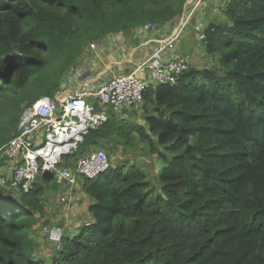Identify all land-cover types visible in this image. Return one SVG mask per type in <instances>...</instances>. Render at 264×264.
<instances>
[{
  "label": "trees",
  "instance_id": "obj_1",
  "mask_svg": "<svg viewBox=\"0 0 264 264\" xmlns=\"http://www.w3.org/2000/svg\"><path fill=\"white\" fill-rule=\"evenodd\" d=\"M187 1L0 0V147L91 43L179 20ZM223 15L205 29L208 69L150 85L144 123L110 116L84 138L75 157L135 134L162 168L157 186L136 164L81 180L92 221L50 264H264V0H230ZM57 192L43 175L0 201V264H45L31 235Z\"/></svg>",
  "mask_w": 264,
  "mask_h": 264
},
{
  "label": "built area",
  "instance_id": "obj_2",
  "mask_svg": "<svg viewBox=\"0 0 264 264\" xmlns=\"http://www.w3.org/2000/svg\"><path fill=\"white\" fill-rule=\"evenodd\" d=\"M187 2L188 10L185 9L171 32L155 40L158 51L153 57L135 65L130 72L114 74L98 90L72 88L67 91L63 86L54 95L25 107L18 134L0 147V189L8 195L16 198L30 193L43 175H52L58 185L56 210L61 216L56 222L42 227L47 259L59 256L64 250V237L79 229L81 220L76 218L75 204L71 202L79 191L86 195L81 180H95L111 167L109 156L102 150L75 157L84 138L91 130L107 123L110 116L120 121L128 120L130 111L142 108L144 92L150 85H176L180 76L190 70L188 60L175 56L174 52L190 28L198 34L201 43L204 42L206 28L202 14L211 7L213 0ZM156 28L158 26L147 24L145 31L153 32ZM98 43H91L86 50L95 53ZM163 53L168 57L157 65L156 57ZM74 70L65 77L70 83L76 77ZM146 71L150 73L151 83L141 77ZM87 198L91 204V199Z\"/></svg>",
  "mask_w": 264,
  "mask_h": 264
},
{
  "label": "crops",
  "instance_id": "obj_3",
  "mask_svg": "<svg viewBox=\"0 0 264 264\" xmlns=\"http://www.w3.org/2000/svg\"><path fill=\"white\" fill-rule=\"evenodd\" d=\"M230 2V0H213L211 7L205 10L202 22L205 28L209 23H223L228 22L223 15V8ZM219 6V8H218ZM185 11V8H183ZM188 10V9H186ZM182 11L180 17L184 14ZM201 16V17H202ZM178 22V18L167 25L156 28L155 31H145L143 28L134 30L131 34H117L108 36L97 44L95 53H89L86 49L79 60V64L74 70V82L65 80L63 85L67 91L72 88H84L89 91L98 90L100 85L114 74L130 72L142 62L149 60L158 51L155 40L161 39L166 34H169L173 27ZM196 22V19L194 20ZM192 27V26H191ZM136 50V51H134ZM175 56L181 59H187L190 69L196 72H203L211 66L212 58L207 54L203 43L198 39V34L193 32L190 28L187 30L181 45L174 52ZM168 55L163 53L156 57V64L159 65L167 59ZM146 82H150V73L148 71L141 75ZM73 83V84H72ZM140 110H132L128 113L129 122H143V112ZM137 111V112H136ZM138 113V114H137ZM140 113V114H139ZM81 195V197H79ZM80 191L76 197H73L72 205H76L75 211L81 208L82 198L86 201L87 208L90 206V200ZM57 193L50 195L45 200L46 214L45 217L37 224L32 232V242L35 246V255L45 264H50V260L45 256L44 248L46 250L47 243L42 233L43 225H49L51 222L59 219L60 212L56 207H53V198H57ZM4 199V198H2ZM2 209V206H0ZM1 211V210H0ZM80 211V210H79ZM78 211V212H79ZM88 222L92 221L91 216L87 213ZM82 226H79L81 228ZM73 234V233H71Z\"/></svg>",
  "mask_w": 264,
  "mask_h": 264
},
{
  "label": "rangeland",
  "instance_id": "obj_4",
  "mask_svg": "<svg viewBox=\"0 0 264 264\" xmlns=\"http://www.w3.org/2000/svg\"><path fill=\"white\" fill-rule=\"evenodd\" d=\"M189 6V2L184 5V8L187 9ZM219 8V6H218ZM184 11V9H183ZM97 108L100 109V106L97 104ZM92 150H102L107 153L110 158V162L112 166L117 165H130L136 164L140 166L146 176L148 181L153 184V186H157V175L162 168V163L158 159L157 156L152 155L149 152V149L145 143H143L142 139L137 135H132L129 139H118L117 137L113 136L111 139L107 141H102L100 145L94 147ZM81 197V195H79ZM4 199H14L13 196H5ZM53 207L57 206V198H53ZM82 205L78 211H75L76 218L81 222L79 226L82 224L87 223V204L82 198L81 201ZM76 205L74 210L76 209ZM83 221V223H82ZM56 222V220L54 221ZM53 222H51L52 224ZM44 226V225H43ZM45 253V248H44Z\"/></svg>",
  "mask_w": 264,
  "mask_h": 264
},
{
  "label": "water",
  "instance_id": "obj_5",
  "mask_svg": "<svg viewBox=\"0 0 264 264\" xmlns=\"http://www.w3.org/2000/svg\"><path fill=\"white\" fill-rule=\"evenodd\" d=\"M2 200H9V199H1L0 201H2Z\"/></svg>",
  "mask_w": 264,
  "mask_h": 264
}]
</instances>
